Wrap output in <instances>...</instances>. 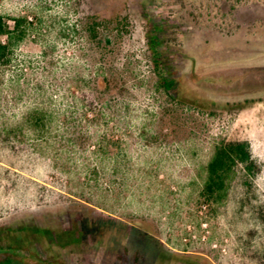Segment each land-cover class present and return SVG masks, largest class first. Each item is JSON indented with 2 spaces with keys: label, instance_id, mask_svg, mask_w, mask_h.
Here are the masks:
<instances>
[{
  "label": "rangeland",
  "instance_id": "1",
  "mask_svg": "<svg viewBox=\"0 0 264 264\" xmlns=\"http://www.w3.org/2000/svg\"><path fill=\"white\" fill-rule=\"evenodd\" d=\"M0 14L44 20L0 66V264H264V0H0ZM77 83L110 105L109 155L24 124L40 102L74 112ZM236 140L251 168L208 202V163Z\"/></svg>",
  "mask_w": 264,
  "mask_h": 264
},
{
  "label": "trees",
  "instance_id": "2",
  "mask_svg": "<svg viewBox=\"0 0 264 264\" xmlns=\"http://www.w3.org/2000/svg\"><path fill=\"white\" fill-rule=\"evenodd\" d=\"M101 25L103 22L96 18L86 22L87 36L91 39H99ZM43 27V18L36 14L15 16L0 14V66L12 65L16 49L27 38L38 35ZM63 35L65 38L69 37L66 32H63ZM108 41H110L109 38ZM153 41L155 43L153 58L156 63L155 71L159 75V83L166 89H174L176 81L174 72L168 63L162 60L157 40ZM105 79L109 80L108 77ZM83 80L85 81V78H81L80 82ZM93 80L97 82V77ZM80 86H82L80 83L76 86L70 85L73 90L71 91L72 97L76 103L74 112H62V108H57L56 104L54 109H51V106L47 109V106L40 102L25 113L24 124L32 128L40 141L49 143L53 140L56 143L66 138L68 142H74L79 147H91L93 153L101 151L109 155L113 149L121 146L123 140L122 136L109 128V121L113 120L112 114L108 111L110 105L96 90L85 92V90L81 91L76 88ZM67 93L66 91L65 95ZM56 96V93H53L50 99L54 100ZM123 103L125 108L128 107L125 101ZM60 135L63 138H59ZM239 163L251 168L253 161L248 142L228 141L216 148L207 166L208 175L202 193L208 202H219L226 196L230 185L228 180L230 173L234 172ZM94 169L98 172L96 168Z\"/></svg>",
  "mask_w": 264,
  "mask_h": 264
}]
</instances>
